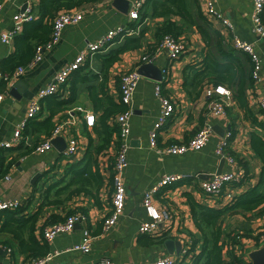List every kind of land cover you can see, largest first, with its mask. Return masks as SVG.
Segmentation results:
<instances>
[{
    "label": "crops",
    "instance_id": "obj_1",
    "mask_svg": "<svg viewBox=\"0 0 264 264\" xmlns=\"http://www.w3.org/2000/svg\"><path fill=\"white\" fill-rule=\"evenodd\" d=\"M133 1L130 2L129 10ZM186 1L195 23L185 25V32L180 38L186 43L187 48L174 61L169 59L168 50L158 45L159 35L156 30L167 18L178 19L182 23L179 16L174 14L154 16L153 1H150L146 4L145 16L141 14L142 17L135 20L130 17L129 11L124 12L117 8L113 0H96L84 2L76 8L84 11L83 18L67 24L61 38L43 50L41 59L28 65L22 73L13 75L11 79L0 76V92L3 93L0 100L2 141L12 138L17 123L26 116L30 99L54 78L57 71L68 65L89 40H96L109 30L123 25L133 29L129 36L139 37L140 45L125 48L116 59H110L112 51L124 45L128 35H117L102 50L88 54L85 62L73 70L68 80L61 85L57 91L60 95L55 97L51 93L42 97L39 113L28 119L20 141L12 146L1 147L5 163L10 162L6 173L8 172L11 178H6V173L0 175V197L20 199L23 204H27L26 211L30 213L38 208L48 190L50 193L53 192L51 184L58 177L64 176L67 161L81 158L85 154L90 142V133L95 145L101 143L102 134L94 128L100 109L96 110L91 92L97 90L102 95L110 93L119 99L121 73L132 67L138 68L145 62L141 60L143 54L151 57V60L146 61L154 62L162 70L161 78L141 73L133 95L129 162L123 174L127 192L125 206L119 218L109 228L103 229L104 216L109 213L112 204L109 176L114 170L116 157L105 153V150L115 149L111 146L96 154L100 171L104 175V182L99 190L100 203H97L91 194L79 192L65 203L47 204L42 209L37 222L38 235H41L42 228L52 223L48 219L50 214H65L67 210L75 207L82 213L78 220L80 226L75 224L73 229L59 231L49 240L50 250L60 249L61 252L44 264H103L105 257H111L118 262L153 261L166 255L180 257L179 264H190L191 253H184V249L191 247L194 236H199L191 210V196L203 203L222 205L233 195L259 180L264 157L253 146L251 137L254 131L264 137V108L260 106L259 101L264 98V35L259 34L253 25L254 0H214L215 8L223 16L231 19L234 32L254 41L262 58L261 78L255 80L247 89L249 106L246 108L241 105L233 96L232 104L225 114H215L209 110V97L206 94L208 83L203 84L199 95L191 96L184 85V68L190 62L201 60L206 53L222 59L220 40L222 47L226 49L234 47L231 31L224 26L220 18L207 12L206 0ZM40 2L41 0H7L3 3L0 11V63L4 68L11 69L7 58L18 56L17 36H24L26 30L23 26V30L15 35L11 42L2 41V33L12 27L13 15L28 5L32 8L31 20L38 19ZM199 26L206 28L210 36L205 37ZM237 51L249 72L250 58L245 52ZM104 57L110 59L108 65H105ZM166 75L168 79L164 81V91L171 93L177 107L160 129L158 144L163 147V150H160L150 144V130L159 119L162 110V100L155 93L156 81ZM17 80L20 81V85L16 86V92H13L11 88ZM57 99H64L66 102L58 103ZM79 105L94 111L97 119L93 125L87 124L84 114L79 110H75L72 116L69 115L68 108L77 109ZM49 116L52 123L45 126L42 120ZM69 116L75 117L70 129L80 139L79 154L74 158L65 155L67 136L70 132L56 135L62 137L59 145L53 143L49 150H37L35 144L49 135L58 122ZM205 123L212 124L213 131L208 143L203 147L180 153L165 149L170 142L188 140ZM224 137L228 140L227 152L232 154L235 160L226 159L223 169L242 168L245 173L248 168V175L239 183H229L218 195H209L200 187V179L205 177L201 173H213L219 167L222 156L216 152V146ZM167 172H180L190 176L162 187L155 195L153 205L159 211L168 208L170 216L161 219L155 231L142 232L139 225L153 218L144 203V193L158 183ZM243 177L244 175L241 179ZM84 208L87 211L86 215L82 212ZM263 209L264 203L261 208L253 210L239 208L236 212L224 216L225 232L236 228L243 233L237 245L238 253L243 257L252 247L258 245L255 235L264 227ZM3 218L4 216H0V225ZM85 228H89L93 234L91 249L84 251L71 247L82 241ZM248 230L253 233L246 235ZM162 233L167 234L165 239L173 237L177 241L174 243L173 251L167 247L165 239L151 238ZM263 235L261 234L260 241L258 240L260 243L264 241ZM200 245L201 242H197L196 248H200ZM26 262V253L16 246L12 234L0 229V264Z\"/></svg>",
    "mask_w": 264,
    "mask_h": 264
},
{
    "label": "trees",
    "instance_id": "obj_2",
    "mask_svg": "<svg viewBox=\"0 0 264 264\" xmlns=\"http://www.w3.org/2000/svg\"><path fill=\"white\" fill-rule=\"evenodd\" d=\"M88 1L96 0H41L39 6L40 17L25 22V35L17 36V44L19 47L18 56L7 58L9 59L7 61L11 69H6L1 65L2 69L4 68L5 72H13L19 64H25L31 61L37 45L50 40L55 16L59 12L76 9ZM150 1H153L154 16H171L174 14L182 20V23H180L178 19H165L156 30L159 39L165 34H172L180 38V35L185 32V25L195 23V19L186 0H147L146 4ZM146 4L141 10L142 16H145L147 12ZM199 28L205 37L210 36L206 28L202 26H199ZM138 45H140L139 37L129 36L124 45L112 51L113 54H111L110 59L118 58L120 52L125 48ZM220 46L223 53L222 59L206 53L201 60L190 62L185 66L184 85L191 96H195L200 94L203 84L226 83L233 88L237 101L247 108L249 106L247 89L249 85L255 82L251 75L252 61L250 54L235 46L226 49L222 47L221 40ZM237 50L245 52L250 58L251 67L249 72L245 68L242 57ZM110 59L108 60V57H104L105 65L110 63ZM57 93H53L54 95L52 96L56 97L60 95ZM91 97L96 110L100 109L99 117L94 128L102 134L101 143L95 145L90 133V142L85 154L81 158L75 159L73 157L74 159L67 161L64 176L58 177L51 184V191L53 190V192L50 193V190L47 191L36 210L28 213L26 211V203H22L17 207H8L0 210V216H4L0 229L12 234L16 246L22 252L26 253L27 261L41 256L50 250L49 240L44 237L43 228L41 235L37 234V222L45 205L65 203L79 192L91 194L97 203L101 202L99 190L104 182V175L100 171L96 154L105 148L111 146L117 148L119 145V124L114 117L118 112L124 110L127 104L122 101L121 97L116 99L110 93H104L102 95L97 90L91 92ZM57 102L64 103L66 100L57 99ZM51 120V116H49L45 120H42V123H45V126H49L52 123ZM50 132L51 130L48 131V134ZM251 142L256 150L264 157V137L254 131L252 132ZM9 165L10 162L5 163V156L1 154L0 175L6 173ZM248 171L247 168L244 177L240 181H232L231 183L241 182L248 175ZM112 175L113 171L109 176L113 191ZM190 203L192 214L199 231V236H194L191 247L188 248V253H191L190 264H244L245 258L238 253L237 248L243 233L236 228L225 232L223 219L227 213L236 212L239 208L253 210L262 207L264 203V166L262 167L259 180L248 186L242 192L233 195L228 202L222 205H212L203 203L191 196ZM77 210L78 208L75 207L67 210L65 214L52 213L48 219L50 222L59 221ZM82 212L85 215L87 214L85 208ZM252 233L251 230H248L245 234L251 235ZM261 234H264V227L262 231H259L255 235L258 245L260 244ZM166 236V233H162L151 236V238L154 239L156 237L162 240ZM225 236L227 237L225 238ZM197 242H201L200 248L198 249L196 248Z\"/></svg>",
    "mask_w": 264,
    "mask_h": 264
},
{
    "label": "built area",
    "instance_id": "obj_3",
    "mask_svg": "<svg viewBox=\"0 0 264 264\" xmlns=\"http://www.w3.org/2000/svg\"><path fill=\"white\" fill-rule=\"evenodd\" d=\"M7 0H0V11L2 10L3 3ZM146 0H134L131 4L129 10L130 17L132 19L138 20L141 16V10L145 7ZM206 10L209 13L214 14L217 18L223 21L224 26L231 31L232 42L235 47L243 49L250 54L252 61L251 75L254 80L261 78V68H262V58L261 55L252 40H248L241 35H237L234 32V24L231 19L223 16L215 8L214 0H206ZM84 11L80 9H72L70 11L59 12L53 21V29L51 38L46 43L38 44L36 47L35 54L31 61L25 64H19L13 72H5L0 63V76L6 79H11L13 75H18L22 73L28 65H32L37 60L41 59L43 56V50L55 42H57L62 34L65 26L69 23H74L83 18ZM264 0H254V10H253V25L255 30L264 35ZM33 19L32 8L30 5L26 6L24 10L18 11L13 15V25L10 29L4 31L1 35V39L4 42H11L15 35H17L21 30H23L24 22ZM133 29L127 26H118L109 30L107 33L101 35L96 40H89L86 46L74 57V59L65 67L61 68L54 75V78L45 86L39 90V93L32 97L27 105L26 116L23 120L17 123L15 127L14 134L12 138L0 141V149L3 146H12L15 142L20 141L23 136V131L28 119L36 116L42 106V97L54 92H57L61 85L68 80L71 72L79 68L86 60L87 55L102 50L104 47L108 46L117 35H131ZM158 45L165 47L168 50L169 59L174 61L178 59L179 56L185 51L186 43L183 39L176 37L172 34H165L160 37ZM142 61L151 60L148 54H143L141 57ZM141 72L138 70L137 66L129 68L121 73L120 79V96L122 101L127 104L126 108L118 112L114 119L119 124V145L114 150L115 162L113 170V191H112V204L110 206L109 213L104 216L103 229L109 228L113 223L117 221L120 214L122 213L125 206L126 199V183L124 180V170L129 162L128 148H129V134L131 130L130 116L133 111V95L137 87ZM168 79L166 75L162 79H158L155 85V93L162 100V110L159 119L156 121L153 128L150 130V144L160 150L158 144L159 132L162 126L168 121L177 107L175 98L167 90L164 91V84ZM206 94L209 97V110L215 114H225L228 113V109L232 104L234 91L231 86L226 83H212L206 87ZM3 97V93L0 92V100ZM260 106L264 108V98L260 99ZM75 110H79L85 116L88 125H93L96 121V114L91 109L79 105L77 109L68 108L69 115L75 113ZM67 117L66 119L58 122L52 129L49 135H46L43 139L39 140L35 144V148L40 151L49 150L53 146V137L62 134L69 133L68 143L65 148V155L68 158H73L77 156L81 149V143L79 137L72 132L71 124L75 122V117ZM213 131L212 124L205 123L198 128V130L185 141L180 142H170L166 145L165 149L171 152H184L189 149H198L203 147L208 143ZM228 140L226 137L220 139L217 142L216 152L221 156H225L226 159L234 161L235 157L227 152ZM1 155V151H0ZM244 175L242 168L236 170L224 169L221 172L213 171L212 175L209 177H204L200 179L201 189L209 195H218L226 185L232 181L240 180ZM190 175H186L180 172H167L165 173L160 181L154 186L148 188L144 193V203L149 209L152 219L143 221L139 225V229L142 232L155 231L158 222L166 217L170 216V210L168 208H163L159 211L154 205V197L160 192L162 187H167L175 181L181 180L183 178H188ZM6 178H11V175L7 172L5 174ZM21 200L15 197H0V210L8 207H17L21 204ZM82 217V213L79 211L73 212L66 216V218L59 221L52 222L43 228L44 237L47 240L53 239L55 235L62 230H70L75 227L76 222ZM93 237L92 232L89 228H85L83 231L82 241L75 243L71 247L80 248L84 251L91 249V239ZM188 248L184 249V253L188 254ZM60 249L49 250L45 254L32 258L26 262V264H44L49 262L54 258L55 255L60 253ZM244 264H254L253 260L244 256ZM181 260L180 257L173 255H166L158 257L153 261H143V260H130L128 262H118L111 257H105L102 261L103 264H177Z\"/></svg>",
    "mask_w": 264,
    "mask_h": 264
},
{
    "label": "water",
    "instance_id": "obj_4",
    "mask_svg": "<svg viewBox=\"0 0 264 264\" xmlns=\"http://www.w3.org/2000/svg\"><path fill=\"white\" fill-rule=\"evenodd\" d=\"M131 1L132 0H113V4L115 6H117V8L121 9L122 11L128 12ZM22 10H24V8ZM138 70L143 74H148V75H151L155 78H161L162 77L161 67L152 61H145V62L141 63L138 66ZM18 85H20L19 80H17L15 82V84L12 86L11 90L13 92H16V86H18ZM61 138H62L61 136L54 137L53 143H55L56 145H59ZM225 162H226V157L222 156L221 162L219 164V167L216 169V172H221L224 170L223 166H224ZM201 175L205 176V177H209L212 175V172L211 173H201ZM79 223H80L79 221L76 222V225L80 226ZM175 242H177V241H175V239L173 237H167L165 239V243L171 251H173V246H174ZM247 255L249 258H251L253 260L254 264H264V241L261 242L259 245L252 247L247 252Z\"/></svg>",
    "mask_w": 264,
    "mask_h": 264
},
{
    "label": "rangeland",
    "instance_id": "obj_5",
    "mask_svg": "<svg viewBox=\"0 0 264 264\" xmlns=\"http://www.w3.org/2000/svg\"><path fill=\"white\" fill-rule=\"evenodd\" d=\"M105 153L106 154H109L112 157V155H114L113 154L114 153V150H111V149L109 151L108 150H105Z\"/></svg>",
    "mask_w": 264,
    "mask_h": 264
}]
</instances>
